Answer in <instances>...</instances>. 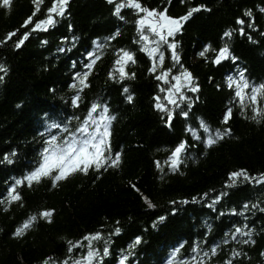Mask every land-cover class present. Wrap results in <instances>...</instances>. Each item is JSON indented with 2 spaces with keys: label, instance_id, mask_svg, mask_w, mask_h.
Listing matches in <instances>:
<instances>
[{
  "label": "trees",
  "instance_id": "trees-1",
  "mask_svg": "<svg viewBox=\"0 0 264 264\" xmlns=\"http://www.w3.org/2000/svg\"><path fill=\"white\" fill-rule=\"evenodd\" d=\"M141 2L148 8H167L172 17L184 15L190 7L203 5L210 9L195 13L175 38L181 62L195 77L200 91L195 94L188 119L182 117L179 108L174 109L171 128L154 108L153 97L163 94L159 93V82L148 73L149 58L133 43L138 35L136 16L131 10L122 12L126 18L122 21L112 14L114 5L106 0H70L65 15L56 17L55 26L47 32L31 33L20 50L14 47L15 37L7 45L0 44V65L7 69L0 73L4 77L0 80V199L6 197L15 179L37 164L43 147L39 132L45 125L53 120L64 121L73 113L82 117L91 103L108 104L116 117L112 124V147L123 153L121 169H110L99 180L95 173L87 177L78 175L56 189L45 180L31 189H20L23 207L17 203L0 204V264H43L48 256L64 258L67 240L76 241L101 230L110 249L104 264H117L137 236L142 243L130 258L131 264H166L173 249L181 244L180 257L186 258L192 255L194 243L201 244L206 251L210 245L221 243L234 225L244 224L253 230L255 245L242 247L231 242L210 258L209 264H224L232 249L247 253L235 264H264L260 255L264 252V212L254 209L244 215H231L233 210L244 211L245 203L264 207V185L241 182L232 188L224 186L233 171L246 169L257 178L264 174V122L257 124L246 119L250 112L241 113L225 84L226 76H238L241 71L250 84H264V0ZM51 3L52 0H43L35 19H45ZM33 8V0H14L11 12L0 9V40L17 29L18 36H22L26 29L21 25ZM246 11L252 12L255 26L249 29L245 25L246 34L241 36L236 20L248 21L243 15ZM117 30L120 34L101 53V60L89 76L90 87L82 93L81 107L73 109L70 100L74 92L69 85L74 72L83 70V54L93 49V41L106 42ZM225 31L233 33L228 43L237 62L225 61L220 67L206 63L199 52L208 45L212 49L222 47ZM45 40L47 43H42ZM121 47L134 51L137 62L127 69L135 73V78L118 83L108 79V72L113 66V52ZM60 48L69 50L60 52ZM166 66H171L170 59ZM125 87L134 98L132 103L127 102ZM181 106L188 111L186 104ZM229 107L233 113L229 121L232 137L211 149L200 144L189 149L185 157L187 166L181 167L183 175L169 172L162 179L154 161L163 162L180 140L191 142L185 129L196 127L200 119L213 129L223 128L220 121ZM13 152L15 156L11 155ZM5 155L13 161L11 164ZM130 183L136 184L156 207L148 209ZM205 193L209 194L207 200L201 199ZM219 193L227 195L209 208L207 205ZM193 197L197 202H191ZM183 200L189 203H171ZM43 209L55 210L51 224L41 221L22 239L11 237L16 226ZM161 215L167 219L153 228V222ZM116 227L121 229L120 234L110 236ZM205 238L207 245L203 243ZM98 247L102 251L103 244Z\"/></svg>",
  "mask_w": 264,
  "mask_h": 264
},
{
  "label": "snow or ice",
  "instance_id": "snow-or-ice-1",
  "mask_svg": "<svg viewBox=\"0 0 264 264\" xmlns=\"http://www.w3.org/2000/svg\"><path fill=\"white\" fill-rule=\"evenodd\" d=\"M109 5H114L112 14L122 21H125V16L122 12L125 9L131 10L136 16L135 28L138 39L133 43L139 45V51L145 54L150 60V67L148 73L150 76L159 82L158 90L163 95H156L153 97L154 108L156 111L162 113V120L165 121L167 127H172L174 119V109L179 108L180 114L183 118L188 119L189 112L193 107L192 101L195 99V94L199 93L200 87L193 76V74L185 68L181 62V57L178 52V42L176 36L183 32L184 26L194 18L195 13L201 11H210L206 6L190 7L187 12L180 17H172L168 14V9L162 10L145 7L141 0H106ZM183 4L186 0H180ZM14 0H0V9L7 12L12 11ZM43 0H33V12L21 25L26 31L22 36H18L19 29L11 31L6 34L0 44L7 45L10 41H14L16 50H20L25 42L29 40L30 34L33 32L44 31L47 32L49 27L55 26L56 17H63L67 12L70 0H52L51 6L47 9L46 18L43 20L35 19L37 13L40 11V5ZM171 3V0H169ZM264 11V9H262ZM245 19L238 18L236 24L239 26V34L244 36L246 34L245 25L247 28L253 29L255 21L252 18V12L246 11ZM71 29V26H69ZM119 30L107 37L106 42L93 41V49L86 51L83 54L84 60L83 70L74 72L72 76L73 83L69 88L73 90L74 94L71 97L70 103L73 109L81 107L82 93L85 89L90 87L89 76L92 74L94 66L101 60V53L110 45L119 35ZM233 33L225 31L221 37L225 43L219 49H212L210 45L204 46L199 56L210 62L216 67H220L223 62L231 61L233 64L237 62L228 43L231 40ZM249 41L252 37L248 36ZM47 43V41H42ZM69 49L60 48V52L68 51ZM212 53V58L209 60V54ZM170 54V56L168 55ZM114 60L113 66L108 72V79L122 83L126 80L135 78V73H130L127 69L130 65L137 62L136 53L128 48H117L113 52ZM171 60V66H166V61ZM73 67H76L75 63ZM7 69L0 65V73H6ZM0 76V80H3ZM226 87L235 97V103L239 105L241 113L250 112L246 115V119L260 124L264 122V84L259 86L252 85L245 79L243 71L238 73V76L228 75L225 77ZM128 103L133 102V96L129 93L127 87L123 88ZM186 93H192L189 97ZM187 105L188 111H185L181 106ZM171 106V107H169ZM232 108L229 107L222 114L220 123L224 125L223 128L213 129L203 119H200L196 127H187L185 132L191 139L180 140L170 154L162 162L155 160L154 165L158 172L162 174L161 178L167 173L183 175L181 171L182 166L186 164V154L189 149L196 147L198 144L203 145L204 149H211L218 143L225 140V138L232 137V129L229 126V121L232 118ZM116 117L110 113L108 104L103 102L91 103L86 113L81 117L73 113L64 121H51L45 125L43 131L39 132L42 138L43 147L39 152V160L37 164L26 174L20 178L15 179L6 193V197L0 199V204L11 205L13 203L23 204V197L20 192L21 188L27 187L31 189L34 185H39L43 181H50L51 188H58L61 183L67 182L69 179L78 175L85 177L95 173V179L99 180L104 172L111 170H119L122 167L121 151H115L112 147V124ZM15 156L16 153L11 154ZM5 160L9 164L13 161L5 155ZM241 182L249 184L264 185V174L259 178L251 176L246 169H240L228 174L226 188H232L239 185ZM130 187L137 193L140 189L134 183H130ZM141 198L148 209H154L156 205L147 197L140 193ZM227 193H219L212 199V203L208 204L209 208L218 204L223 196ZM209 194L205 193L201 199L207 200ZM192 203L197 202V198H192ZM172 205L177 203L187 204L189 201H172ZM244 211L233 210L231 215H244L245 212L258 209L264 212V207L245 203ZM8 210L7 206L4 209ZM172 214L175 215V208L172 209ZM55 215L54 209L38 210L34 214H30L24 221L15 227L11 233L13 239H22L27 233L33 230L36 225L43 221L51 224ZM224 215V213H220ZM167 219L166 216H158L153 222L152 227L156 228L158 224L163 223ZM119 224V221H116ZM210 230V229H209ZM121 229L116 227L109 235H119ZM254 232L247 224L233 226V230L225 233L219 244H213L204 250L201 244L194 243L192 246V255L186 258L180 257L183 244L173 249L171 256L168 258L166 264H209V259L216 257L219 250L223 246L231 242H236L242 247L246 245H255L256 241L253 239ZM142 243V238L137 236L127 247L126 252L119 257L117 264H131L130 258L134 255L135 249ZM205 245L208 244L205 238ZM103 244L102 251L98 245ZM109 240L105 238L102 230L96 232H89L81 239L73 241H66V254L64 258H55L48 256L44 259L43 264H104V258L110 255L108 247ZM77 253H81L77 255ZM247 253L231 250V255L224 261V264H235L236 260L241 256H246ZM261 257H264V252H261Z\"/></svg>",
  "mask_w": 264,
  "mask_h": 264
}]
</instances>
